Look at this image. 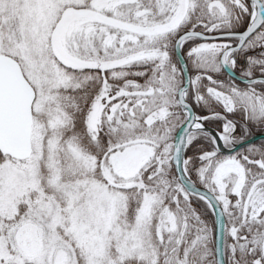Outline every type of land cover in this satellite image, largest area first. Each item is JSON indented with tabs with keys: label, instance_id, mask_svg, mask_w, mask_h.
I'll use <instances>...</instances> for the list:
<instances>
[{
	"label": "snow or ice",
	"instance_id": "obj_1",
	"mask_svg": "<svg viewBox=\"0 0 264 264\" xmlns=\"http://www.w3.org/2000/svg\"><path fill=\"white\" fill-rule=\"evenodd\" d=\"M0 264H264V0H0Z\"/></svg>",
	"mask_w": 264,
	"mask_h": 264
}]
</instances>
